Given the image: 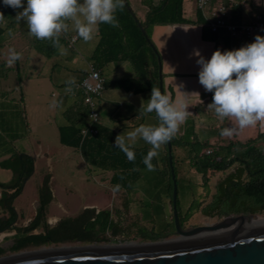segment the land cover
Returning <instances> with one entry per match:
<instances>
[{
	"label": "trees",
	"instance_id": "16d2710c",
	"mask_svg": "<svg viewBox=\"0 0 264 264\" xmlns=\"http://www.w3.org/2000/svg\"><path fill=\"white\" fill-rule=\"evenodd\" d=\"M183 1L162 0L156 4L153 0H142L148 6V11L145 19L141 20L131 7L130 1L125 0L124 9L122 11L118 10L116 13L120 24L118 28L108 24L99 25V39L89 59L106 78V88H120L133 93L148 92L149 97L152 87L160 89V54L152 41V28L156 24L190 22L184 15ZM4 7L5 5L0 7V10H3ZM198 21L200 23L205 22V18L200 10ZM142 28L145 29L146 34L142 31ZM204 37L217 41L220 39L221 34L220 32H213L208 26L204 25ZM230 39V36L223 37V40L229 44ZM246 43L250 42L244 40L241 46ZM63 45L67 46L66 39L63 36L60 38L59 48L53 47L52 42L49 40H34V48L47 57H52L58 53ZM227 50H229V47ZM123 61H128L131 64L133 75L108 78L109 65ZM87 72L83 74L81 79L87 75ZM61 85H65V83ZM79 90L81 94L79 98L83 101V92L81 89ZM171 91L173 96V88H171ZM164 93H166L165 88ZM21 96L20 101L23 102L22 89ZM212 96L213 93H211V101ZM18 107L22 108V104L0 109V129L7 135V137H4L1 133L0 140L2 139L6 143L21 138L16 131H13L16 127L15 117ZM21 111L24 112L22 109ZM66 112L64 122L59 125L60 142L63 145L79 149L89 164L104 171H110V183L117 191L125 192L123 206L125 209H128L130 203L133 201L129 197V193L136 189L135 182L143 175V169L146 167L143 163V158L147 155L149 148L135 147L136 158L134 162H130L126 155L118 147L114 146L116 136L114 129L100 123L97 124L98 132L96 134H89L83 137L81 129L90 120L88 106L86 111L81 113V117L78 118L68 117V109ZM85 117H87L88 122L84 125ZM26 131L27 122L25 134ZM262 136H264V132H260L256 137L246 141L230 139L224 144H218L211 143L208 140L202 141L196 136L194 131L188 130L181 137H174L172 139L173 164L178 183L177 206L181 225H185L193 213L198 210L204 215L212 217H222L238 213H264V149H261L257 145L258 139ZM164 146V152L160 155L164 167L160 169V173H162L166 180L164 179L165 184L156 186L157 197L155 201L158 200L154 203L156 208L158 206L166 208V205L159 204V200L163 197L166 200L169 199L172 203L173 179L169 163L168 145ZM177 146L187 149L185 158H178L175 152ZM11 149V155L0 162L3 168L12 170V177L8 181H0V189L2 190L0 206L8 213L6 219L0 217V227L2 228L11 225L15 221L17 213L13 207V200L21 193L24 179L30 177L35 169L34 155L25 151H19L14 146ZM207 149H211V152L207 153ZM186 160L197 172L202 174L203 187L207 193L210 191L209 171H226L234 164H237V167L218 182L217 191L209 202L205 203V199L203 200L198 196V198H194L191 201L187 210L183 211L179 209V180L180 178L182 180L185 179V177L180 175V165ZM50 179V173L44 175L43 181L39 185L41 205L38 213L31 224L24 228V230L30 231L43 226L47 231L26 235L20 244L16 246V249L30 244L40 245L51 241L100 242L111 240L106 234L107 230L112 231V236L126 231L121 221L114 220L111 210L105 209L97 212L95 208H86L77 216L62 218L56 227L50 229L47 223V206L53 197ZM9 190L12 191L9 192ZM144 216L150 218L151 221H156L154 213L145 214ZM167 217L168 212L164 216L163 222H156L160 224V230L155 231L154 228L148 230L144 227L136 228L137 235L143 239L155 240L161 238L167 231L171 229L175 230L174 218L169 220ZM136 224V221L131 222L128 229L132 230L137 226Z\"/></svg>",
	"mask_w": 264,
	"mask_h": 264
},
{
	"label": "crops",
	"instance_id": "0c3cea01",
	"mask_svg": "<svg viewBox=\"0 0 264 264\" xmlns=\"http://www.w3.org/2000/svg\"><path fill=\"white\" fill-rule=\"evenodd\" d=\"M1 1L2 0H0V2ZM129 1L136 15L141 20H144L148 11V6L145 5L142 0ZM153 1L158 4L162 0ZM216 1L217 0H214V2ZM225 3L229 9V20L231 22L249 23L257 16L264 18V0H225ZM26 4L27 0H24V6H26ZM183 8L184 15L190 20V22L156 24L153 26L151 32L152 41L160 54L159 58L161 59L162 77L166 94H168L171 98L176 99L185 95L184 92L189 93L187 95L186 102L189 105L188 110L190 115L180 126V130L175 137H181L188 130L194 131L196 136L202 141L208 140L211 143L218 144H224L230 139L246 141L250 138L256 137L260 132H264V123H258L256 126L239 130L238 134H234L231 137H224L220 135V130L222 128L235 123L234 118L221 120L216 116L213 110H210L207 107V105L211 103V92H206L199 83V65L196 64V57L188 59V54L193 48H198L206 59H210L212 53L216 49L219 48L222 51L227 50L228 47L229 50L236 49L241 46L244 40L235 39L225 31H220L221 37L217 41L204 37V23H200L198 21L199 9L197 8L196 0H184ZM22 10V8L13 9L12 7L5 6L4 9L0 11L3 12L5 16V20L0 22V109L8 108L9 106H18L19 104L26 106V97L24 96L23 90V87L26 85V81H37L36 83L43 81L47 82L49 85L50 83L61 85L64 84V81L67 79L74 77L76 79V85L73 86L74 94H65V92H63L58 95V99L63 101L62 105L57 108L58 113L61 114L60 117L54 120V122L47 119L48 122L55 123L59 143L62 146H67L60 142L59 125L64 122L67 109L69 113L68 117L73 118L81 117V113H84L87 109V106L83 101L77 100V98L81 97L77 84L83 74H85L89 69V63H91L89 56L98 42L99 29L91 41L84 42L80 38L77 41L79 49L85 54V57L82 56V60L80 57H76L73 54L68 55L64 52L62 54L61 49H59L58 53L54 54L52 57H47L34 48L35 38L29 34L26 22L24 20H21L20 23L16 22L15 16L18 11ZM9 29L13 31L12 36L7 34ZM69 33L76 32L70 27ZM226 36L231 37L230 44L223 40V37ZM10 48H15L16 51L22 53V59L16 61L12 66H8L6 63V54ZM62 59H64L65 62L64 68L60 66ZM67 60H69L70 64L74 63L75 65L71 64V67L69 64L68 67V63H66ZM30 69V74H28ZM108 70V78H119L133 75V68L128 61L111 63ZM181 81L184 82L183 89L178 86ZM171 88L174 90L173 96ZM21 89L23 91V102L20 101L22 98ZM52 94L55 93L52 92ZM140 94L143 93H133L127 91L128 99L121 102L120 88L105 87V92L99 102L101 124L114 129L116 131V136L118 134L126 135L127 132L134 130L135 127L141 124H146V121L143 118L141 119L139 116V111L141 112V110L145 107V105H143L137 98ZM148 98L150 97L148 96ZM40 102H45V100L40 99ZM147 120L149 124L157 123V117L154 112L149 114V118ZM87 122V117H85L84 125L87 124ZM28 131L30 134L32 133L29 122H27V131L24 138L15 139L13 142L10 141L9 146L4 145L6 142L2 139L0 140V162L11 155L10 150H12V146L19 151H25L35 157L34 173L26 181L22 192L13 201V205L18 214L17 222L20 224H27L35 214L34 208L39 205L36 185L34 193H32L31 197L28 199V205H23L21 209L16 206V202L25 195L28 181L36 173H39V161H45L44 164L48 167V170L46 172L42 171L38 174L37 184L43 179L45 174H51L50 182L53 191V199L48 204L47 216L49 222H54L62 218V212L71 214L72 210H70V206L73 204L72 202L67 201L68 197L61 195V193L58 192V188L55 185L54 159L56 149L59 147L51 145L46 137L35 138L36 148L31 147V143L29 144L30 147H27L28 143L25 141L28 139ZM262 143L264 144V136L258 139L257 145L260 146ZM68 147L72 149L69 155L70 157H81L82 161L87 166L95 167L84 159L79 149L71 146ZM136 147L150 148L151 146L140 139L138 140ZM164 148L165 146H163L160 150V154L164 152ZM175 152L179 159H183L186 156L187 149L182 146H177L175 148ZM187 161L188 160H186V162ZM41 166L43 167V163ZM94 173L96 178H101V176L106 173L105 175H109L108 180L109 184H111L110 171H104L95 167ZM102 183L104 182L100 181V184ZM117 192L119 193L121 191H117L112 184L111 188L102 184L97 195L86 201L82 205L79 213H81L85 208L90 207H97L98 209L110 208L111 202L105 201H107V197L112 196L111 198H113L114 195H117Z\"/></svg>",
	"mask_w": 264,
	"mask_h": 264
},
{
	"label": "clouds",
	"instance_id": "9594fccd",
	"mask_svg": "<svg viewBox=\"0 0 264 264\" xmlns=\"http://www.w3.org/2000/svg\"><path fill=\"white\" fill-rule=\"evenodd\" d=\"M6 7L20 9L15 20H24L29 34L38 40H49L52 46L60 47V38L66 35L70 27L77 37L89 42L99 29L100 24L120 26L116 13L125 7V0H3ZM5 20L0 12V22ZM9 36L13 31L9 29ZM66 50L62 51L63 52ZM196 57L199 65L198 79L206 92L213 93L212 101L207 105L216 116L224 120L234 118L235 123L220 130V135L231 137L239 130L264 123V36L257 34L253 42L232 50L216 49L210 59H206L198 48H193L188 59ZM22 59V53L10 48L6 54V63L12 66ZM65 94H74L76 79L64 81ZM184 88V82L178 85ZM184 92V91H183ZM173 99L156 87H152L145 113H155L156 124H141L126 133L115 137L114 146L118 147L130 162L136 158L135 147L142 139L150 145L143 163L148 171H155L152 160L158 157L164 145L179 132L180 126L190 115L187 104L188 92ZM61 99L54 98L52 107L62 105Z\"/></svg>",
	"mask_w": 264,
	"mask_h": 264
},
{
	"label": "rangeland",
	"instance_id": "374dc122",
	"mask_svg": "<svg viewBox=\"0 0 264 264\" xmlns=\"http://www.w3.org/2000/svg\"><path fill=\"white\" fill-rule=\"evenodd\" d=\"M1 11V10H0ZM66 54H73L76 57H80L82 60V56L85 57V54L82 50L79 49L78 42L75 44L74 47H69L68 44L61 46L60 48ZM67 66L70 64L69 60H67ZM72 65L74 63H71ZM69 65L72 67V65ZM65 62L62 59L60 66L64 68ZM75 65V64H74ZM84 65V64H83ZM68 66V67H69ZM27 69V68H26ZM31 69L28 71V74ZM67 73V72H66ZM37 81H26V85L23 87L24 96L26 97V106L22 105V108L18 107L16 117H15V128L13 131H16L21 138L26 135V122L30 123V127L32 129V133L27 132V147L36 148L35 138L38 137H46L51 145L59 147L56 149L55 159H54V176H55V185L58 188V192L61 195H65L68 202H72L73 204L70 206V210H72L71 214L63 213L62 217L76 215L81 211L82 205L88 201L89 199L93 198L97 195L98 191L100 190L102 184L107 185L111 188V184H109V175L103 174L100 177L96 178L95 175V167L87 166L81 159V157H70L71 148L68 146H62L58 140V133L57 127L55 123H50L47 119L54 122L58 117H60V113H58L57 108L52 107V101L54 98L58 99V95L60 93L65 92L66 85H57L56 83L47 84V82H38ZM54 92L55 94H52ZM105 92V91H104ZM57 94V95H56ZM148 96L149 93L145 92L140 94L137 98L139 101L142 102L143 105H147L148 103ZM120 101L123 102L124 100L128 99L127 91L124 89H120ZM76 98V97H73ZM40 99L45 100V102H40ZM78 101H82L81 98H77ZM68 104V103H66ZM26 107V108H24ZM21 109L24 111L22 112ZM140 117L146 121V124H149L148 118L149 113H145L141 110ZM24 114V116H23ZM18 115V116H17ZM3 131V130H2ZM0 129V134L4 137L7 135L2 132ZM5 145L9 146V143H5ZM1 148V147H0ZM260 148L264 149V144H260ZM31 149V148H30ZM159 153L158 157L152 160L153 165L155 166V171H148L145 167L143 169L142 177L135 182L136 189L129 193V197L133 199L130 203L128 209H125L123 206V199L125 197V192H117V195L113 196V204L114 209L119 208L118 215H114L117 220L121 221L124 229H126V233H121L116 236H112V234L108 235L111 240H105L100 242H59V243H52L48 245H43L40 247L29 246L26 251H31L40 248H56L60 246H78L84 244H119V243H141V242H150L156 240H173L181 237L175 230H169L163 235L161 238L158 239H143L141 236L137 235V229L139 228H146L151 230L154 228L155 231L159 229V223L163 222L164 216L168 212V219L171 220L172 216V203L169 199H165L164 197L159 200V204L166 205V208L163 207H155V199L157 197V188L156 186H161L165 184L166 178L160 173V169H162L163 162L162 158ZM65 159V160H60ZM43 163V167L41 166ZM45 161H39L38 164V172H46L48 167L44 164ZM45 165V166H44ZM237 167V164L232 165L226 171H209V193H207L206 189L203 187V178L202 174L197 172L195 168H193L190 163L185 161L180 165V175L185 177V179L179 180V209L186 211L187 207L190 205L191 201L194 198H202L205 203L209 202L212 199L213 194L217 191V184L221 181L227 174L233 172ZM43 169V170H42ZM36 173L27 183V189L25 192L24 197L20 198L16 202V206L21 209L23 205H28V199L31 197L32 193H34L38 174ZM109 174V173H107ZM12 175L11 169L3 168L0 164V181L5 182L10 179ZM165 179V180H164ZM100 181L104 183L100 184ZM184 185V186H183ZM1 190V189H0ZM111 197H107V201L111 202ZM5 211L0 206V214H3ZM154 213L156 216V221H151L150 218L145 217V214ZM256 215L264 216V213H255ZM225 216H207L204 215L201 211H196L190 217V219L186 222L185 226H195L200 224H212L215 223ZM136 221V227L132 230H129V226L131 222ZM155 224V225H154ZM136 231V232H135ZM7 252L5 255H8Z\"/></svg>",
	"mask_w": 264,
	"mask_h": 264
},
{
	"label": "water",
	"instance_id": "95a60500",
	"mask_svg": "<svg viewBox=\"0 0 264 264\" xmlns=\"http://www.w3.org/2000/svg\"><path fill=\"white\" fill-rule=\"evenodd\" d=\"M144 34L146 31L142 28ZM153 46V44L151 43ZM160 90L164 92L161 59ZM173 179L175 232L191 238L119 244H84L40 248L0 257V264H264V224L245 227L255 213L225 216L212 224L183 227L177 206L178 183L173 164L172 140L167 143ZM27 178L25 179V181ZM225 232L192 238L206 231Z\"/></svg>",
	"mask_w": 264,
	"mask_h": 264
},
{
	"label": "built area",
	"instance_id": "2783aa9c",
	"mask_svg": "<svg viewBox=\"0 0 264 264\" xmlns=\"http://www.w3.org/2000/svg\"><path fill=\"white\" fill-rule=\"evenodd\" d=\"M197 8L203 13L205 18L204 25L208 26L213 32L225 31L235 39L253 42L257 34L264 36V18L257 16L249 23H234L229 20V9L225 0H196ZM3 6V0L0 7ZM69 47H74L79 38L76 33L63 35ZM106 78L101 74L93 63H89L87 75L82 78L77 87L83 92V101L89 107V122L82 127L83 137L98 132L97 124L101 123V115L98 110V102L105 91ZM207 153L211 149L206 150Z\"/></svg>",
	"mask_w": 264,
	"mask_h": 264
},
{
	"label": "flooded vegetation",
	"instance_id": "af4514ba",
	"mask_svg": "<svg viewBox=\"0 0 264 264\" xmlns=\"http://www.w3.org/2000/svg\"><path fill=\"white\" fill-rule=\"evenodd\" d=\"M29 178L30 177H28L27 180ZM25 179L23 181V187H24V185H25V183L27 181V180L25 181ZM42 181H43V179L40 182H38V184H37L38 200H39L38 202H39V205L36 208H34V206H33V208L35 209V214L32 217V219L27 224H20V223L17 222V219H18V214H17V217H16L15 221L11 225H8L7 227H4V228L0 227V249H1L0 257H6V256H10V255L19 253V252H24V251H26L25 248H27L29 246L40 247V246L48 245V244H52V243H59V242H53V241H51V242H47V243H42L40 245L30 244V245H27V246L22 247L20 249H16V246H18L20 244V242L22 241L23 237H25L26 235L37 234V233H40V232H46L47 231L45 229V227H43V226H39V227L34 228V229L30 230V231L24 230V228H26L27 226H29L31 224L32 220L37 215L38 209H39V207L41 205L40 204V199H39V185L42 183ZM50 187H51V182H50ZM51 190H52V187H51ZM11 191L12 190H9V192H11ZM52 193H53V191H52ZM1 195H2V190H0V197H1ZM52 199H53V197H52ZM52 199H51V201H52ZM113 201H114L113 198H111V207L110 208H102V209H98L97 207H90V208H95L97 212L100 211V210H105V209L111 210L112 217L114 218L115 221H118L117 218L114 217V215H118V213H119V210L118 209L119 208H115L114 209ZM13 207H14V205H13ZM15 211H16V209H15ZM6 213L7 212H4L3 214H0V217L2 219H6L8 217V213L7 214ZM16 213H17V211H16ZM47 213H48V206H47ZM66 217H74V216H66ZM62 218H65V217H62ZM62 218H60V219H58V220H56L54 222H49L48 221V216H47V223L49 225V228L51 229V228L56 227L58 225L59 221ZM182 226L183 227H186L185 225H182ZM111 233H112L111 230H107L106 231V234L107 235H110ZM7 252H9V254L8 255H5Z\"/></svg>",
	"mask_w": 264,
	"mask_h": 264
},
{
	"label": "bare ground",
	"instance_id": "6f19581e",
	"mask_svg": "<svg viewBox=\"0 0 264 264\" xmlns=\"http://www.w3.org/2000/svg\"><path fill=\"white\" fill-rule=\"evenodd\" d=\"M259 224H264V216H260V215H256V216H253L251 219L249 220H246L245 223H244V226L245 227H251V226H255V225H259ZM226 230H229V229H217V230H214V231H206V232H203V233H200L196 236H192V238H196V237H204V236H208V235H213V234H217V233H221V232H225ZM187 238H191L189 236H181L175 240H183V239H187ZM134 242L132 243H126L127 245H130V244H133ZM48 249V248H46Z\"/></svg>",
	"mask_w": 264,
	"mask_h": 264
}]
</instances>
